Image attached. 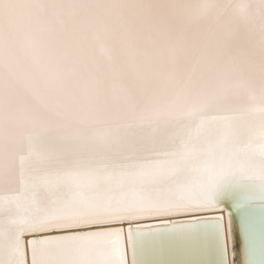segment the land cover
<instances>
[{"label": "snow or ice", "instance_id": "6c2138e0", "mask_svg": "<svg viewBox=\"0 0 264 264\" xmlns=\"http://www.w3.org/2000/svg\"><path fill=\"white\" fill-rule=\"evenodd\" d=\"M225 200L264 213V0H0V264H228L174 219Z\"/></svg>", "mask_w": 264, "mask_h": 264}, {"label": "bare ground", "instance_id": "6f19581e", "mask_svg": "<svg viewBox=\"0 0 264 264\" xmlns=\"http://www.w3.org/2000/svg\"><path fill=\"white\" fill-rule=\"evenodd\" d=\"M238 44L244 45L248 38L240 33L235 37ZM96 56L101 61V67H106L104 53L99 47L96 49ZM236 208V207H235ZM246 217L244 221L240 219L238 213L232 220L231 232H229V212L223 208L209 212L196 213L192 216L174 217V219L191 220L195 216H221L223 217L224 231L227 238V260L228 264H249V261H259L261 256V232L264 230V213L258 206L248 205L245 208ZM159 221H146L145 223H158ZM126 227V226H125ZM196 228V226H187ZM202 231V229H201ZM251 235L254 240V250L249 254L248 238ZM239 241V246L233 245ZM234 253V255H233ZM138 264H219V255L214 247H205L188 249L175 252H148L139 256ZM29 264L31 258L29 256ZM128 264H132V255L129 249Z\"/></svg>", "mask_w": 264, "mask_h": 264}, {"label": "water", "instance_id": "95a60500", "mask_svg": "<svg viewBox=\"0 0 264 264\" xmlns=\"http://www.w3.org/2000/svg\"><path fill=\"white\" fill-rule=\"evenodd\" d=\"M223 208L226 209L229 213L231 212L232 216V220L233 218H235L236 213H238V216L240 217V219H242L244 221L246 214H245V208L246 207H242V208H235L233 207V202L231 200H225L224 203L222 204ZM234 246L238 247L239 246V241L237 240L236 242L233 243Z\"/></svg>", "mask_w": 264, "mask_h": 264}]
</instances>
